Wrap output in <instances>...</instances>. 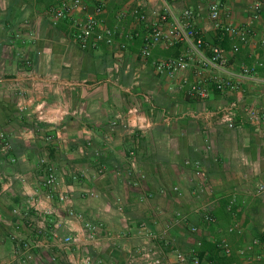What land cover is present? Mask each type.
Wrapping results in <instances>:
<instances>
[{
    "label": "crops",
    "instance_id": "obj_1",
    "mask_svg": "<svg viewBox=\"0 0 264 264\" xmlns=\"http://www.w3.org/2000/svg\"><path fill=\"white\" fill-rule=\"evenodd\" d=\"M58 1L0 0V132L11 146L10 155L0 153V264H77L85 255L94 264H137L143 246H159L168 264H180L177 252L189 255L196 241L209 246L220 239L232 249L226 264H264L236 254L258 238L262 245L255 251L264 258V190L256 194L264 187V119L252 124L246 114L264 112V11L251 25L248 44L233 54L207 7L219 2L222 20L242 26L255 0H165L175 15L200 8L194 26L210 46L224 45L228 72L241 66L256 71L235 93L220 94L209 85L208 98L195 100L180 87L183 74L166 78L152 66V60L178 56L184 46H157L143 60L144 27L116 20L134 9L150 15L163 0H83L91 13L102 8L107 26L139 33L123 51L104 44L81 50L70 20L52 21L49 9ZM226 110L233 129L219 120ZM34 123L53 128L51 137L35 135ZM41 159L54 167L65 203L44 198ZM195 164L220 202L212 211L215 224L201 221L202 201L193 191L202 180L194 177ZM231 198L239 211L235 218L225 210ZM27 202L40 211L27 213ZM69 210L80 219L69 217ZM177 215L187 222L174 225ZM235 220L240 235L227 231ZM85 222L101 225L93 239ZM139 224L155 234L171 224L167 245L138 236ZM71 234L75 245L60 249L55 238ZM22 242L40 246L25 258ZM206 258L200 264H209Z\"/></svg>",
    "mask_w": 264,
    "mask_h": 264
},
{
    "label": "built area",
    "instance_id": "obj_2",
    "mask_svg": "<svg viewBox=\"0 0 264 264\" xmlns=\"http://www.w3.org/2000/svg\"><path fill=\"white\" fill-rule=\"evenodd\" d=\"M252 14L247 24L242 26L233 25L230 22H224L221 18V4L217 1L212 2L207 7V16L214 30L221 33L231 42L230 51L237 54L241 46L247 45L252 36L251 25L255 22L261 12L264 11V0H255L252 7ZM200 8L188 7L179 15H175L163 0L161 5L153 7L150 15L141 9H134L130 13L119 12L116 20L119 22L132 20L144 27L145 31L142 36V43L139 56L143 60L151 59L152 50L157 46L163 48H171L176 45H182L185 51L176 57H169L161 60H152V66L157 75L166 78H176L179 74L184 77L180 82V87L185 88V94L188 98L195 100H205L209 96V85L213 90L220 94H232L239 90L241 83L246 79H254L256 77L255 68L241 66L238 73L233 74L227 71V59L222 48L219 45L210 46L207 44L201 33L194 26V19L200 12ZM49 14L53 23L68 18L72 29V36L75 43L83 51L96 50L100 45L104 44L108 47H114L116 50L123 51L129 41L138 36V32L132 29H123L109 27L103 18L102 8L100 6L93 7L92 13L89 11L87 4L83 0H59L55 6L50 7ZM264 45V40L260 41ZM209 50L208 53L205 50ZM261 66V64H258ZM191 73L194 80L190 81L187 74ZM256 80V79H255ZM264 83V82H263ZM246 114L248 120L252 124H259L264 119V112L256 109H247ZM220 122L228 129H233L234 121L230 110L223 111L220 114ZM10 149V143L4 133L0 132V153L5 155ZM129 158L133 160L134 151L129 152ZM39 164L44 174V198L51 200L56 197L61 204L68 200L66 193L57 192V178L54 167L45 159H41ZM194 177L201 179L197 189L193 191L198 199L202 201L199 212L203 223L215 224L216 219L212 215L214 208L220 207V202L212 195V189L205 183L203 173L198 165H194ZM22 180V178H18ZM264 187L258 186L256 194L263 192ZM172 192L180 194L178 187H173ZM26 212L29 210L40 211L39 206L27 202ZM225 210L233 218L239 211L236 209V200L229 199L226 202ZM68 216L80 219L72 210L68 211ZM187 222V216L177 215L175 224H184ZM85 229L89 233V239L94 238L95 231L101 227L100 224L93 225L85 222ZM171 229V224L165 226L160 234L151 232L145 224H139L136 234L143 238H149L152 242L158 241L163 246L167 243L165 238ZM191 234H197L198 229L195 226L188 228ZM228 233L242 234L243 230L236 220L228 227ZM14 240L16 238H13ZM56 244L60 249L67 250L70 246L75 245L77 236L66 235L64 237H56ZM262 245L258 238H254L250 244L241 248L236 254L248 259L249 257L256 262H263L264 258L255 249ZM40 246L39 242L26 243L22 242L19 249L25 258L28 252ZM201 246V241H196L195 247ZM215 247L225 256H231L232 249L228 242L224 239L215 241ZM137 264H168L162 256L159 246H143L137 253ZM189 260V263H188ZM249 260V259H248ZM176 261L180 264H200V260L194 250L189 255L183 253L176 254ZM77 264H94L90 256H80ZM217 264V263H211Z\"/></svg>",
    "mask_w": 264,
    "mask_h": 264
},
{
    "label": "trees",
    "instance_id": "obj_3",
    "mask_svg": "<svg viewBox=\"0 0 264 264\" xmlns=\"http://www.w3.org/2000/svg\"><path fill=\"white\" fill-rule=\"evenodd\" d=\"M219 37H221L222 39L225 40L224 43H227V38L224 36H221L219 35ZM218 44V43H216ZM220 46H224L222 43H220ZM32 130L33 132L35 133V135L37 136H43L44 138H47V137H51V135L53 134L54 132V129L53 128H50L48 126H44L42 124H37V123H34L32 125ZM11 154V146H10V149L9 151L4 155H10ZM41 166V165H40ZM43 171V170H42ZM194 251L196 252L197 254V257L199 258L200 260V263L204 260V258H206L209 262V264L211 263H217V264H226L227 261L232 258V255L231 256H228V257H225L223 256L219 250H217V248L215 247V244L212 243L211 245H201L200 247L194 249ZM188 263H189V260H188Z\"/></svg>",
    "mask_w": 264,
    "mask_h": 264
},
{
    "label": "rangeland",
    "instance_id": "obj_4",
    "mask_svg": "<svg viewBox=\"0 0 264 264\" xmlns=\"http://www.w3.org/2000/svg\"><path fill=\"white\" fill-rule=\"evenodd\" d=\"M182 244V243H181ZM252 263V262H251Z\"/></svg>",
    "mask_w": 264,
    "mask_h": 264
}]
</instances>
